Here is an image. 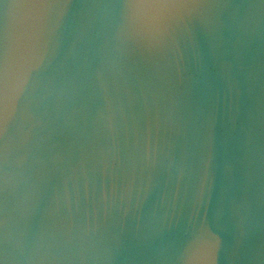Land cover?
Masks as SVG:
<instances>
[{
	"label": "water",
	"instance_id": "obj_1",
	"mask_svg": "<svg viewBox=\"0 0 264 264\" xmlns=\"http://www.w3.org/2000/svg\"><path fill=\"white\" fill-rule=\"evenodd\" d=\"M0 264H264V0H0Z\"/></svg>",
	"mask_w": 264,
	"mask_h": 264
},
{
	"label": "snow or ice",
	"instance_id": "obj_2",
	"mask_svg": "<svg viewBox=\"0 0 264 264\" xmlns=\"http://www.w3.org/2000/svg\"><path fill=\"white\" fill-rule=\"evenodd\" d=\"M5 99H7V97L5 96Z\"/></svg>",
	"mask_w": 264,
	"mask_h": 264
}]
</instances>
